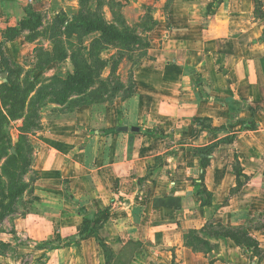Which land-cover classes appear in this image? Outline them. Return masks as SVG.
Instances as JSON below:
<instances>
[{"label": "crops", "instance_id": "crops-1", "mask_svg": "<svg viewBox=\"0 0 264 264\" xmlns=\"http://www.w3.org/2000/svg\"><path fill=\"white\" fill-rule=\"evenodd\" d=\"M32 6L0 0L3 80L1 58L18 64L30 45L10 29ZM166 19L129 98L42 124L40 174L7 244L90 242L78 234L92 220L114 255L140 245L131 264H264V0H172ZM222 229L246 231L254 247Z\"/></svg>", "mask_w": 264, "mask_h": 264}, {"label": "rangeland", "instance_id": "rangeland-1", "mask_svg": "<svg viewBox=\"0 0 264 264\" xmlns=\"http://www.w3.org/2000/svg\"><path fill=\"white\" fill-rule=\"evenodd\" d=\"M171 1L34 0L26 16L10 29L12 33L19 28L27 32L30 45L18 64L11 57L1 58L5 79L0 78V107L5 104L6 110L17 114L36 109L38 128L25 133L22 157L9 160L5 144L9 140L16 143L18 129L27 130L29 125L26 126L23 116L9 125L0 122V148L4 147L0 151V194L18 184L23 192L13 205V214L0 225V264H131L140 245L132 243L122 255H114L104 244L101 224H91L92 220L86 221L83 229V238L91 241L83 243L58 238L38 242L18 235L7 244L6 232L14 219L28 211L33 184L40 174L42 124L53 114L75 108H87L101 115L108 106L129 98L133 72L154 55L162 36L160 31L167 26L166 13ZM215 7L212 4L210 11ZM83 20L101 32L87 33L81 26ZM70 76H76V82L67 86ZM2 96L7 99L2 101ZM61 100L65 104L60 106ZM191 152L196 156L210 155V150L204 149ZM233 169L237 170L236 163ZM259 217L254 216L252 227H260ZM246 234L240 230L238 239L251 249L254 242L246 240Z\"/></svg>", "mask_w": 264, "mask_h": 264}, {"label": "trees", "instance_id": "trees-1", "mask_svg": "<svg viewBox=\"0 0 264 264\" xmlns=\"http://www.w3.org/2000/svg\"><path fill=\"white\" fill-rule=\"evenodd\" d=\"M27 11V9H26ZM25 11V12H26ZM27 13H25L26 16ZM77 20H79V18H77ZM82 27H85L86 32L87 33H92V32H101L100 28H97L95 26H92L89 22L87 21H82L81 24ZM12 33V32H11ZM14 33V32H13ZM12 33V34H13ZM17 33V32H15ZM2 66V65H1ZM77 81H79V79L77 78ZM76 82V76H70L68 78V83L66 84L67 86H71ZM7 98L5 96L1 97V100H6ZM65 104L64 100H61L59 105L61 106ZM256 110H260V108H256ZM24 117V122L26 123V126L29 125V128L23 129V128H19L18 132L19 135L17 136V142L13 143L11 140H9V144H5L6 145V150L9 151V156L8 159L9 160H17L18 158H21V152H23L22 148H21V141L22 139L25 137V133L31 129H36L38 128V124H36V120L38 118V112L36 111V109L31 108L30 110L27 109L24 112H21L20 114H17L16 111H13L11 109L6 110L5 109V104L0 107V122L3 124H7L9 125L10 122H13L16 118L19 117ZM24 123V125H25ZM250 128H254L255 124L252 122L249 125ZM0 144H2V142H0ZM4 149V147L2 146L0 148V151H2ZM13 151V152H12ZM2 172V171H1ZM21 187V188H20ZM20 188V189H19ZM8 189V188H7ZM22 186H20V184H18L17 186H15L14 189L9 188L6 192V194L1 193L0 194V198L3 200L2 202H0V225L5 221V219L10 215L13 214V205L15 203V201L18 199V197L20 195H22ZM157 204L158 202H154V204ZM166 205H172L171 203H167ZM173 206H175L173 204ZM240 230L237 229H222L221 233L219 235H221V237H227L232 239L237 245H244L246 246L244 243H242L239 239H238V235ZM79 239H83V231H81L79 234ZM246 240H251L247 235H246ZM247 247V246H246ZM254 247V246H253ZM250 248V247H249Z\"/></svg>", "mask_w": 264, "mask_h": 264}, {"label": "water", "instance_id": "water-1", "mask_svg": "<svg viewBox=\"0 0 264 264\" xmlns=\"http://www.w3.org/2000/svg\"><path fill=\"white\" fill-rule=\"evenodd\" d=\"M131 130H132V131H136V129H135V128H132ZM12 152H13V151H12Z\"/></svg>", "mask_w": 264, "mask_h": 264}]
</instances>
